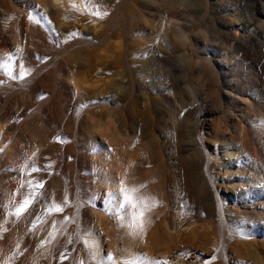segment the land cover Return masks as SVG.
<instances>
[{
	"label": "bare ground",
	"instance_id": "obj_1",
	"mask_svg": "<svg viewBox=\"0 0 264 264\" xmlns=\"http://www.w3.org/2000/svg\"><path fill=\"white\" fill-rule=\"evenodd\" d=\"M29 1L36 8L33 16L25 14L6 0H0V7L5 10V13L0 11V32L2 33L0 53L2 57L11 55L12 59L6 63L10 67L15 65V75L19 76L21 66L30 70L23 78L12 79L5 74L0 76V94L2 93L0 100L5 96L8 102L18 104V112L16 110L17 114L15 113L18 125L15 129H17L19 141L27 146V152L24 155L21 147L14 142L13 134L6 127H0V183L3 186V190L0 191V232H2L0 235V264H5V261H9V264H80L81 261L83 264H99V261L109 254L113 257L114 264H125V262L170 264L164 259L171 255L169 253L180 234L173 220L167 217L173 201L167 188L169 185L181 186L187 176L186 169L183 165L178 167L170 165L163 172L160 171L155 166L154 157L147 143L138 137L137 129L123 130L116 125L112 117L103 118L94 112H85L93 104L88 99V86L85 81L78 77L76 71L69 70L65 60L57 61L52 54L48 57L49 59L40 60L43 50L55 53L50 35L52 29L47 22L50 16L54 15L49 7L51 1L39 0L42 4L34 0ZM52 1L54 4L58 2V0ZM161 1L165 3L166 0H151L150 2L158 5ZM205 1L210 3V0ZM103 2L113 8L108 15L103 16L104 20L99 22L100 28L96 25L94 15L87 16L88 23L93 22L96 26L89 35L83 36V33H75L72 36L75 38L72 42L73 46L81 43L90 47L112 45L117 27L128 37L130 33L128 21L133 14L128 13L126 16L125 1L103 0ZM163 8L164 13L170 11L167 4H164ZM67 18L72 19L70 16ZM249 19L251 21L256 19L253 9H249ZM191 23H193V15H191L189 25ZM162 26L166 31L170 29V26L173 27L171 30L178 29L180 32L178 33L184 39L191 31L190 26V30L184 29L179 20L174 18L165 19ZM243 35L245 33L239 31L237 39H243ZM219 37L221 41H229L231 35L227 37L225 33H219ZM64 39L68 40L69 37L66 36ZM247 40L249 41V38ZM128 42L129 40H127L126 49L122 51V60H125L128 79H130L131 97L137 96L138 93L150 95L156 89L158 68L173 71L175 75L179 73L175 71L177 61L175 63L169 61V57L173 55L170 50H167V46L156 47L151 44V38H147V42H140L142 47L131 45ZM249 49H251V43H249ZM139 52L142 53L141 57L137 56ZM237 52V49H228L224 55L225 62L224 60L217 61L218 67L211 60L213 66L207 67V71L211 69L208 72L209 77L216 78L214 70L219 72L218 68L228 67L227 58L232 61L230 64L234 69H239ZM247 53L249 51L242 50L240 55L245 56ZM259 61L263 59L259 57ZM199 63L205 65L207 60L201 59ZM245 67L249 69L247 63ZM199 71L203 73L205 69L197 67V73ZM259 72V79L263 81L264 77L261 71ZM218 77L219 73H217V79ZM161 78L166 79L165 75ZM119 80L121 85H118L117 89L122 91L126 88L123 84L128 81L125 77ZM218 80L222 83L220 79ZM163 85L166 86L167 83L164 82ZM187 87L192 91L191 86ZM235 87L239 89L238 85ZM195 93H198L197 89ZM235 93L234 96L241 99V94ZM117 95H108L105 100L113 96L117 98ZM158 95V99L167 98L165 91H160ZM44 97H47L45 101H39ZM71 101H74V107L69 113L63 105ZM135 101L132 102L134 105L137 104ZM261 105L264 107V102H261ZM168 107L170 108L169 105ZM78 113H80L79 116ZM239 113L241 115L236 114L235 117L242 125L239 128H242L243 136L238 138L233 132L224 133L215 150L218 151L220 147L225 160L220 161L219 164L231 172L228 178L229 190L235 194L236 201L246 205L248 201H252L249 190L254 189V185L248 178L247 167L243 160L251 158L254 150L264 158V117L258 116V119L246 128L249 123L242 120L246 115L244 107L240 106ZM150 130V125L147 123L142 124L140 128L141 135H146L148 143L157 149L160 140L151 136ZM65 136L75 141V145H70L72 150L74 146L81 150L82 153L78 158L75 157L74 151L68 148L67 151H65L66 148L64 150L62 139ZM197 143L203 148V157L206 161L205 171H207L212 165L213 154L205 146L199 129H197ZM4 146H8V150L4 151ZM217 158L221 160L220 156ZM187 159L191 157L187 155ZM33 167L40 170L32 171ZM13 179L19 181L15 187L10 185ZM121 181L129 187H138L142 200L155 204L144 212L142 230L130 227L133 224L131 215L126 219H121L124 215L123 211L117 208L116 201L109 197V193L118 192L124 186ZM211 182L214 201L211 197L209 201H213V206L216 207L221 233L216 255L220 257L223 264H230L226 252L229 245L236 246L241 254L249 255L251 251L243 252L238 243L232 242L233 230L227 223V201L221 195L218 185L216 186L213 180ZM244 182H247V185ZM140 185L143 187H139ZM209 185L211 183L207 181L205 189H209ZM30 191L43 192L44 198L32 205L29 210L30 214L26 213L18 220L8 215L13 211L11 202H21ZM65 194L69 200L68 207H65L63 212L53 211L51 215H45L46 209L54 204H60ZM37 217L41 219L37 220ZM65 217L72 219L65 221ZM139 219V213H137L135 223L138 224ZM61 221L65 222L61 224ZM33 222L36 223V227L30 231ZM54 224L56 226L55 238L49 241V233L54 231ZM3 229L7 231L4 232ZM102 232H105L109 242L108 253L102 244ZM87 235H90L91 244L94 245L91 249L85 246ZM180 238L183 240L182 236ZM181 240L180 243L183 245L185 240L183 242ZM42 241H45L43 245H41ZM17 245H19V250ZM11 248H13L12 251ZM78 250H83L86 259L74 258L72 252ZM88 257H90L89 260ZM253 262V264H264V256L254 254ZM175 264L186 263L183 259Z\"/></svg>",
	"mask_w": 264,
	"mask_h": 264
},
{
	"label": "rangeland",
	"instance_id": "obj_2",
	"mask_svg": "<svg viewBox=\"0 0 264 264\" xmlns=\"http://www.w3.org/2000/svg\"><path fill=\"white\" fill-rule=\"evenodd\" d=\"M6 1L30 16H33L36 11L35 6L29 0ZM50 1L49 7L54 15H51L47 22L52 29L50 35L55 53L43 50L40 60L49 59L51 54L57 61L65 60L69 70L76 71L78 77L88 86V99L93 104L85 112H94L103 118L112 117L116 125L123 130L137 129L138 137L147 143L154 157L155 166L160 171L163 172L170 165L174 167L183 165L187 171V176L181 186L169 185L167 188L173 197L167 217L176 224L180 236L176 239L175 245L173 244L174 249L172 248L169 253L171 255L164 259L165 262L175 264L184 259L186 264H223L220 257L216 255L221 233L219 232V217L216 207L213 206L211 180L216 186L218 185L221 195L227 201V223L233 230L232 242L238 243L243 252L251 251L249 255L241 254L236 246L229 245L226 249L229 263L253 264L254 254L264 256V158L254 150L251 158L243 160L247 167L248 178L254 185V189L249 190L252 201L244 205L236 201L235 194L229 190L228 178L231 172L219 164L220 161L225 160L220 147L218 151L215 150L224 133L233 132L238 138L243 136L242 128H239L242 125L235 117L236 114L241 115L240 106L244 107V114H246L242 120L249 123H246V128L254 123L258 116L264 117V107L261 105V102H264V79L263 81L259 79V71L264 77V0H210V3L205 0H166L165 3L161 1L158 5L151 3V0H124L126 16L128 13L133 14L128 21L130 23L128 37L117 27L112 45L105 44L97 47H90L84 43L73 46L72 42L75 38L72 34L83 33V36L91 34L93 28L104 16L101 18L95 13L98 11L108 15L112 6L104 3L103 0H88L87 3L86 0H58L57 4ZM34 2L42 4L39 0H34ZM161 4H167L170 11L164 13ZM247 7L253 9V15H256L255 21L249 19ZM0 8V11L5 13V10ZM90 15L95 16L93 17L96 25L93 22L88 23L87 16ZM191 15H193V23L189 25ZM68 16L72 19L67 18ZM173 18L179 20L184 29L188 30L189 26L191 27L186 39L180 36L178 29L171 30L172 25L167 31L164 30L163 21ZM98 27L100 28V25ZM239 31L245 33L243 39H237ZM176 32L179 33L176 34ZM219 33H225L227 37L231 35L229 41H221ZM66 36L69 37L68 40L64 39ZM245 37L249 38V41ZM147 38H151V44L156 47H168L167 50H170L173 55L169 57V61L173 63L177 61L175 71L179 73L175 75L173 71L158 68L156 89L150 95L138 93L137 96L131 97L130 79H128L125 60H122V51L126 49L127 40L131 45L142 47L140 42H147ZM249 43H251V49H249ZM228 49H237L239 69H234L230 64L232 61L227 58L228 67L218 68L219 72L214 70L216 78L211 79L208 75L211 69L207 71V67L213 64L218 67V60L225 62L224 55ZM242 50L249 51V53L241 56ZM141 55L140 52L137 54L138 57ZM259 57L263 61H259ZM201 59L207 60V63L201 65L199 63ZM245 63L249 65V69H253L254 73L245 69L247 68ZM197 67L205 71L197 73ZM217 73L222 83L218 82ZM3 74L0 72V76ZM163 75L166 79L161 78ZM123 77L128 82L123 84L126 88L122 92L117 88L121 85L119 78ZM164 82L167 83L166 86L163 85ZM235 85H238L239 89H236ZM187 86H191L192 91ZM195 89L198 93H195ZM160 91H165L167 98L158 99ZM235 92L241 94V99L234 96ZM113 94L119 95L116 96L117 98L113 96L105 100L106 96ZM168 98L171 103L167 101ZM46 99L47 97H44L39 101ZM134 100L137 102L135 105L132 103ZM17 105L16 102H8L5 96L1 97L0 127H6L13 134L14 142L26 155L27 146L19 141L17 129H15L18 125ZM63 107L66 111H71L74 101L64 103ZM144 123L150 125V135L160 140L157 149L148 143L146 135H141L140 128ZM197 129L203 136L205 146L213 154L212 165L207 171H205L206 161L203 157V148L197 143ZM62 142L64 150L66 148L65 151L72 150L70 145H75V141L68 136L63 137ZM3 150H8V146H4ZM72 151L76 158L82 153L75 146ZM185 153L191 159H187ZM218 156L221 160H218ZM207 181L211 183L209 189H205ZM18 182L13 179L10 185L15 187ZM244 184L247 185V182ZM180 189L182 192L179 191ZM2 190L3 186L0 183V191ZM209 197L213 201H209ZM85 203L89 204V202ZM181 236L185 240L183 245L180 243ZM101 239L108 253L109 242L105 232L101 233ZM86 242L92 243L90 235L86 236ZM72 255L78 260L86 259L83 250L73 251ZM87 259L89 260L90 257Z\"/></svg>",
	"mask_w": 264,
	"mask_h": 264
},
{
	"label": "snow or ice",
	"instance_id": "obj_3",
	"mask_svg": "<svg viewBox=\"0 0 264 264\" xmlns=\"http://www.w3.org/2000/svg\"><path fill=\"white\" fill-rule=\"evenodd\" d=\"M88 0H86V3ZM95 15L102 16L106 15V13H100L96 12ZM31 18V17H30ZM72 35H75L73 33ZM12 59L11 55L7 57L0 56V72H3L5 75H8L12 79L17 78H23L25 75H27L30 70L24 69L22 66L20 67V73L19 76L14 74L15 65H12L11 67L6 63V61H10ZM40 169L33 167L32 171H39ZM121 184L124 185V182L121 181ZM23 187V185H21ZM42 187V185H40ZM139 187H143V185H140ZM109 197L116 201V207L123 211L124 215L121 217V219H126L129 215L132 216L133 224L130 225V227L134 228H140L142 230L143 227V214L145 211L149 210L151 207L155 206L154 203H147L146 201L142 200V198L139 196V188L136 186H127L124 185L120 191L109 193ZM44 198L43 192H35L30 191L27 195H25L24 199L16 203L15 201L11 202V207L13 208V211L9 212L8 215L14 216L17 220L20 219L23 215L26 213L30 214L29 210L32 207L34 203H36L39 199ZM69 200L67 197V194H65L64 200L60 204H54L52 206H49L46 209L45 215H51L53 211L55 212H63L65 207H68ZM137 213H139V223H135L137 219ZM115 215V213H113ZM41 217H37V220H40ZM72 218L65 217V221H69ZM65 221H61V224H63ZM6 222V221H5ZM36 227V223L33 222L32 229L34 230ZM54 231L49 233V241L51 239L55 238V231L56 226L53 225ZM4 232L7 231V229H3ZM0 235H2V232H0ZM71 242V241H69ZM45 241L41 242V245H43ZM85 246L91 249L94 245L88 242H85ZM17 249L19 250V245H17ZM11 258H9L10 260ZM5 264H9V261H5ZM80 264H83V261L80 262ZM99 264H114L113 257L111 254H109L106 258H102L99 261ZM125 264H130V262H125Z\"/></svg>",
	"mask_w": 264,
	"mask_h": 264
}]
</instances>
